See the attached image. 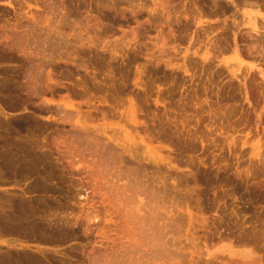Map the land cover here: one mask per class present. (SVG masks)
Here are the masks:
<instances>
[{"label":"rangeland","instance_id":"1","mask_svg":"<svg viewBox=\"0 0 264 264\" xmlns=\"http://www.w3.org/2000/svg\"><path fill=\"white\" fill-rule=\"evenodd\" d=\"M19 1L17 12L0 4V134L38 143L27 161L42 160L27 177L1 172L0 192L58 203L73 222L87 210L55 244L18 237L24 253L47 250V264H107L136 254L152 264H233L227 254L209 260L206 248L249 243L262 261L252 264H264V29L257 34L249 24L257 14L264 27V0H166L165 13L152 0ZM74 126L90 130V148ZM139 144L149 145L147 157ZM84 224L92 235L84 237ZM127 230L158 235L163 249L153 247L157 240L148 249ZM4 238L0 256L11 249Z\"/></svg>","mask_w":264,"mask_h":264},{"label":"bare ground","instance_id":"2","mask_svg":"<svg viewBox=\"0 0 264 264\" xmlns=\"http://www.w3.org/2000/svg\"><path fill=\"white\" fill-rule=\"evenodd\" d=\"M141 2V3H145V1H147V0H131V2ZM150 1V0H149ZM157 0H152V2H153V4H154V6H155V9L157 8V7H159V10L161 9L164 13L167 11V7L169 6V5H166L167 4V2H165L166 0H162L160 3H158V2H156ZM20 1L19 0H0V4H2V5H6V7L8 6L9 8H11V9H13V10H15L16 12H17V8H16V4H18ZM75 2V1H74ZM102 2H104V1H102ZM130 2V3H131ZM148 2V1H147ZM146 2V3H147ZM192 2V1H191ZM212 2H214V4L215 3H217V2H219V0H212ZM47 3H48V0H47ZM140 3V4H141ZM20 5H21V2L19 3ZM116 4V3H115ZM118 4V3H117ZM219 4V3H218ZM35 5H36V3H35ZM51 5V4H50ZM58 5H59V3H58ZM109 5V4H108ZM143 5H145V4H143ZM188 5V4H187ZM189 5H191L192 6V11H195V9H193V7L195 8V7H197L196 5H192L191 3H189ZM60 6V5H59ZM58 6V7H59ZM64 6V5H63ZM92 6V5H91ZM107 6V5H106ZM140 6V5H139ZM51 7V6H50ZM108 7V6H107ZM110 7V6H109ZM140 7H142V5L140 6ZM152 7V6H151ZM170 7V6H169ZM189 7V6H188ZM49 8V7H48ZM111 8V7H110ZM149 8V7H148ZM191 8V7H190ZM8 9V8H7ZM23 9V8H22ZM63 9V8H62ZM68 9V8H67ZM145 10H146V7L144 8ZM155 9H154V11H155ZM19 10V9H18ZM72 9H70V11H71ZM139 10V9H138ZM188 10V9H187ZM196 10H197V12H198V8H196ZM56 11V10H55ZM59 11V10H58ZM64 11V10H63ZM69 11V10H68ZM81 11V10H80ZM156 11H157V9H156ZM9 12V11H8ZM20 12H21V10H20ZM61 12V11H60ZM65 12V11H64ZM72 12H74V11H72ZM71 12V13H72ZM139 12V11H138ZM143 12V11H142ZM196 12V13H197ZM11 13V12H10ZM22 14H23V12H21ZM154 13V12H153ZM157 13H158V11H157ZM156 13V14H157ZM188 13V12H187ZM193 13V12H192ZM199 13V12H198ZM3 14V13H2ZM1 14V15H2ZM8 14V13H7ZM190 14V13H189ZM17 15V14H16ZM20 15V17H21V14H19ZM70 15V14H69ZM194 15H195V13H194ZM24 16H25V14H24ZM58 16V15H57ZM163 16V15H162ZM161 16V17H162ZM187 16H188V14H187ZM190 16V15H189ZM188 16V17H189ZM2 17V16H1ZM17 17V16H16ZM159 17V16H158ZM7 18V17H6ZM25 18V17H24ZM69 18H71V17H69ZM69 18H67V19H69ZM155 18H156V16H155ZM163 18H166V16L165 17H163ZM192 18H193V16H192ZM20 19V18H19ZM154 19V18H153ZM162 19V18H161ZM181 19V18H180ZM2 20H3V17H2ZM9 20H12V19H9ZM65 20V19H64ZM71 20V19H70ZM256 20H257V14H256V16L255 17H253V16H249V24H250V26H251V28H252V30L255 32V33H257V34H259V33H262V29H264V27H262L261 29H260V26H258V23L256 22ZM1 21V20H0ZM62 21V20H61ZM14 22V21H13ZM29 22V21H28ZM63 22V21H62ZM69 22V21H68ZM16 23V22H15ZM176 23H177V21H176ZM179 23V22H178ZM2 24V23H1ZM24 24V23H23ZM34 24V23H33ZM70 24H72V21H71V23ZM162 24V23H161ZM49 25H51V24H49ZM190 25V24H189ZM4 26V25H3ZM13 26V25H12ZM16 26V25H15ZM249 26V27H250ZM6 27V26H5ZM51 27V26H50ZM49 27V28H50ZM2 28V27H1ZM6 28H8V27H6ZM53 28V27H52ZM12 29V28H11ZM12 30H14V29H12ZM15 31V30H14ZM56 31V30H55ZM250 31V30H249ZM2 32V31H1ZM12 32V31H11ZM18 32V31H17ZM29 32V31H28ZM28 32H26V33H28ZM206 32V31H205ZM31 33V32H30ZM39 33V32H38ZM42 33V32H41ZM49 33H50V31H49ZM3 34V33H2ZM7 34V33H6ZM9 34V33H8ZM13 34V33H12ZM16 34V33H15ZM29 34V33H28ZM27 34V35H28ZM45 34V33H44ZM55 34H57V33H55ZM31 35V34H30ZM39 35V34H38ZM58 35V34H57ZM1 36V35H0ZM5 36V35H4ZM3 36V37H4ZM7 36V35H6ZM22 36V35H21ZM44 36H46V35H44ZM53 37V36H52ZM56 37V36H55ZM64 37H66V36H64ZM68 37V36H67ZM0 38H2V36L0 37ZM6 38V37H5ZM46 38V37H45ZM3 39V38H2ZM22 39V38H21ZM27 39H28V37H27ZM43 39V38H42ZM161 39V38H160ZM35 40V39H34ZM41 40V39H40ZM45 40V39H44ZM82 40V39H81ZM12 41V40H11ZM20 41V40H19ZM29 41V40H28ZM42 41V40H41ZM48 41H50V40H48ZM53 41H54V39H53ZM4 42V41H3ZM8 42V41H7ZM10 42V41H9ZM24 42H26V41H24ZM23 42V43H24ZM52 42V41H51ZM80 42V41H79ZM15 43V42H14ZM21 43V42H20ZM35 43V42H34ZM59 43V42H58ZM57 43V44H58ZM18 44V43H17ZM38 44V43H37ZM5 45V44H4ZM36 45V44H35ZM22 46V45H21ZM38 46H42V44L41 45H38ZM18 47H19V45H18ZM52 47H53V45L50 47L51 49H52ZM61 47V46H60ZM65 47V46H64ZM7 48H8V45H7ZM42 48V47H41ZM54 48V47H53ZM21 49V48H20ZM16 50V49H15ZM36 50V49H35ZM41 49H39V51H40ZM46 50V49H45ZM23 51V50H22ZM26 51V50H25ZM68 51V50H67ZM43 53H44V51H43ZM56 55V54H55ZM59 57V56H58ZM65 57V56H64ZM32 61V60H31ZM60 61V60H59ZM48 64V63H47ZM58 64V63H57ZM45 66V65H44ZM42 67V66H41ZM46 67V66H45ZM50 68V67H49ZM39 69H41V68H39ZM43 71V70H42ZM36 76V75H35ZM39 76L40 75H38V78H39ZM47 78L49 79L50 77H48L47 76ZM51 79V78H50ZM5 81V80H4ZM42 81V80H41ZM46 81H47V79H46ZM6 82V81H5ZM15 82H16V80H15ZM2 83V82H1ZM41 83V82H40ZM42 83H44V82H42ZM52 85V84H51ZM18 86V85H17ZM1 87V86H0ZM6 88V87H5ZM8 88V87H7ZM20 88V87H19ZM18 88V89H19ZM21 89H23L22 87H21ZM53 91V90H52ZM3 92V91H2ZM79 92V91H78ZM82 92V91H81ZM69 93V92H68ZM88 94V93H87ZM80 95H82V94H80ZM86 95V94H85ZM84 96V95H83ZM82 96V97H83ZM92 98V97H91ZM81 99V98H80ZM60 106V105H59ZM62 107V106H61ZM48 109V108H47ZM63 109V108H62ZM58 110H61V109H58ZM64 110V109H63ZM72 111V110H71ZM71 111H63L64 112V114L65 115H69V117H71V118H73L72 116H74V114L73 113H71ZM67 113H69V114H67ZM77 114V113H76ZM130 117H132L133 118V114H134V112H133V110H131L130 111ZM212 114V113H211ZM214 114V113H213ZM0 115L2 116V115H4V112H3V109L2 108H0ZM60 115H61V113H60ZM64 115V116H65ZM72 115V116H71ZM76 116V115H75ZM123 116V115H122ZM66 118H67V116H66ZM121 118V117H120ZM125 117H123V119H124ZM128 118H129V115H128ZM74 119V118H73ZM70 120H72V119H70ZM132 120H134V119H132ZM2 121V120H1ZM68 121V120H67ZM74 121V120H73ZM75 122V121H74ZM78 122H79V120H78ZM17 125V124H16ZM75 125V124H74ZM27 127V126H26ZM102 127V126H101ZM4 127H3V122L1 123L0 122V129H3ZM11 128V127H10ZM19 128V127H18ZM99 128V127H98ZM27 129H28V127H27ZM74 130H73V133L75 134V138L78 140V139H83L84 137H82V136H86V138H85V143H86V145L89 147H91L92 146V143H94V142H92V139L90 138V134H88V131L90 132V130H88L87 128H85V129H80V128H78V127H75L74 126V128H73ZM87 129V130H86ZM18 130V129H17ZM20 130H22V129H20ZM4 131V130H3ZM25 131V130H24ZM96 131V130H95ZM117 131H119V130H117ZM23 132V131H22ZM3 133V132H2ZM117 133V132H116ZM120 134V133H119ZM110 135V134H109ZM116 135V134H115ZM122 134H120V136H121ZM118 136V135H117ZM17 137V136H16ZM73 137V138H74ZM82 137V138H81ZM19 138V137H18ZM111 138H114V140L115 141H117V138H115V136L113 137V136H111ZM125 138V137H124ZM71 139V138H70ZM28 139H26V141H23V140H20V139H16V138H14V137H12V135L10 136V134H9V138H8V136L6 137V136H2L1 134H0V173L1 172H3V174H6V175H14V176H17V175H21V177L23 176H25V177H27L28 176V174L30 175V173H31V171H33V166H35V165H37L39 162V160H42V159H39V158H37L38 159V161H32V160H30V161H27V158H28V156L32 153L31 152V150H35V149H37V147H39V146H37V144H34V143H32L31 141H27ZM101 140V139H100ZM82 141V140H81ZM80 141V142H81ZM103 141V140H102ZM121 141V140H120ZM119 141V142H120ZM31 142V143H30ZM74 142H75V140H74ZM79 142V143H80ZM114 142V141H113ZM122 142H123V140H122ZM143 142V141H142ZM36 143V142H35ZM81 143H83V141L81 142ZM103 143V142H102ZM108 143V142H107ZM128 143V142H127ZM144 143V142H143ZM125 144V143H124ZM74 145V144H73ZM84 144H82V146H83ZM86 145H85V147H86ZM96 145V147H97V144H95ZM140 145V144H139ZM102 146V145H101ZM100 146V147H101ZM109 146V145H108ZM108 146H107V148H108ZM119 146V145H118ZM141 146V149L143 148V146L142 145H140ZM89 147V148H90ZM96 147L94 146V148L96 149ZM121 147V146H120ZM124 147V146H123ZM131 147V146H130ZM43 148V147H42ZM45 148V147H44ZM106 148V149H107ZM138 148H140L139 146H138ZM92 149H93V147H92ZM100 149L101 148H99V152H100ZM111 149V148H110ZM114 149V148H113ZM126 149V148H125ZM124 149V150H125ZM255 149V148H254ZM38 150H40V149H38ZM91 150V149H90ZM140 150V149H139ZM127 151V150H126ZM129 151H132V150H129ZM35 152V151H34ZM86 152H87V150H86ZM112 152V151H111ZM141 152H142V154L144 155H146L147 153H150V147H149V145H147V144H145V148H143V150H141ZM45 153H47V152H45ZM129 153V152H128ZM32 154H34V153H32ZM38 153L36 152V155H37ZM107 154H110V156H108L109 158L110 157H112L111 156V154L112 153H105V155H107ZM114 155V154H113ZM132 155H133V153H132ZM142 155V156H143ZM152 155V154H151ZM32 156V155H31ZM38 156V155H37ZM104 156V155H103ZM115 156V155H114ZM113 156V157H114ZM134 156V155H133ZM36 157V156H35ZM48 157V156H47ZM125 157V156H124ZM135 157H137V156H135ZM145 157H147V155L145 156ZM262 157V156H261ZM33 158V157H32ZM52 158V157H51ZM50 158V159H51ZM106 158V157H105ZM115 158V157H114ZM151 158V157H150ZM155 158H156V156H155ZM108 159V158H107ZM123 159V158H122ZM139 159V158H138ZM145 159V158H144ZM93 160V159H92ZM97 160V159H96ZM106 160V159H105ZM117 160L118 159H116V163H117ZM125 160V159H124ZM136 160V159H135ZM146 160V159H145ZM151 160V159H150ZM102 161V160H101ZM108 161V160H107ZM106 161V163H108ZM112 161V160H111ZM128 161V160H127ZM139 161H140V159H139ZM99 162V161H98ZM104 163V162H103ZM112 163H113V161H112ZM111 163V164H112ZM115 163V164H116ZM124 163V162H123ZM150 163V162H149ZM148 163V164H149ZM95 164V163H94ZM125 164V163H124ZM127 164V163H126ZM40 165H41V163H40ZM109 165H110V163H109ZM128 165V164H127ZM134 165H135V163H134ZM61 166V165H60ZM71 166H72V164H71ZM104 166V165H103ZM126 166V165H125ZM131 166V165H130ZM66 167H68V166H66ZM97 167V166H96ZM134 167V166H133ZM31 168H32V170H31ZM48 168V167H47ZM111 168V167H110ZM121 168V167H120ZM123 168V167H122ZM138 168V167H137ZM43 169V168H42ZM141 169V168H140ZM38 170V169H37ZM44 170V169H43ZM113 170V169H112ZM115 170V169H114ZM139 170V169H138ZM154 170V169H153ZM162 170V169H161ZM51 171V170H50ZM107 171V170H106ZM118 171V170H117ZM121 171V170H120ZM132 171V170H131ZM131 171L129 172V173H131ZM64 172V171H63ZM123 172V171H122ZM133 172H136V169H135V171L133 170ZM140 172V171H139ZM142 172V171H141ZM34 173V172H33ZM48 173V172H47ZM53 173V172H52ZM49 174V173H48ZM69 174V173H68ZM131 174H133V173H131ZM130 174V175H131ZM135 174V173H134ZM133 174V175H134ZM138 174V173H137ZM142 174V173H141ZM148 174H149V172H148ZM6 175H5V177H6ZM12 175V176H13ZM94 175V174H93ZM109 175V174H108ZM140 175V174H139ZM156 175V174H155ZM159 175V174H158ZM195 175V174H194ZM60 176V175H59ZM72 176H73V174H72ZM72 176H70V177H72ZM138 176V175H137ZM136 176V177H137ZM149 176V175H148ZM153 176V175H152ZM30 177V176H29ZM32 177V176H31ZM131 177V176H130ZM139 177V176H138ZM158 177V176H157ZM2 178V177H1ZM131 178H133V177H131ZM141 178V177H140ZM4 179V178H3ZM48 179V178H47ZM136 179V178H135ZM6 180V179H5ZM130 180H132V179H130ZM139 181H140V179H138ZM4 182V181H3ZM47 182V181H46ZM45 182V183H46ZM129 182H131V181H129ZM150 182V181H149ZM197 182V181H196ZM44 183V182H43ZM133 183H134V181H133ZM143 183V182H142ZM14 184V183H13ZM118 184V183H117ZM130 184H132V182L130 183ZM141 184V183H140ZM144 184V183H143ZM158 184V183H157ZM2 185V184H1ZM9 185V184H8ZM111 185V184H110ZM189 185V184H188ZM39 186H43V185H39ZM39 186H37L36 188L34 187V188H32V190H31V192L33 191V190H35V189H39V188H42V187H39ZM51 186V185H50ZM50 186H49V189H50ZM151 186H152V184H151ZM169 186H171V185H169ZM181 186V185H180ZM197 186V185H196ZM46 187H48V185L47 186H44V188H46ZM94 187V186H93ZM134 187H135V185H134ZM183 187V186H182ZM198 187V186H197ZM43 188V189H44ZM70 188V187H69ZM130 188V187H129ZM186 188V187H185ZM49 189H47V191H49ZM72 189H73V187H72ZM131 189V188H130ZM149 189H151V188H149ZM169 189V188H168ZM25 190V189H24ZM45 190V189H44ZM57 190V189H56ZM112 190V189H111ZM132 190V189H131ZM192 190V189H191ZM51 191V190H50ZM58 191H60V190H58ZM148 191V190H147ZM161 191V190H160ZM160 191H159V193H160ZM169 191V190H168ZM177 191V190H176ZM2 192V191H1ZM0 192V238H4V237H7V239H5L4 241H3V243L4 244H7L8 245V249H9V247L11 248V249H13V250H15L16 251V253L15 252H9V250L10 251H12L11 249H9L7 252H4V253H2L1 254V256H0V264H47L48 262H50V261H52V258L50 257V253H49V251H47V250H37V251H34L33 253L32 252H30V253H24V247L23 248H21V247H19L18 245V237H20V236H25L26 238H29V239H31V240H38L40 243H48V244H52V243H56L57 241L59 242V240H61V239H63L64 238V234L67 232V234L69 233L68 231L70 230V229H74V227H76L77 225H78V222L80 221L79 220V218H81L82 217V214H81V212H84L83 210H81L79 213V215H78V218L76 219V221L75 222H73L72 221V219H70V216L72 215L71 213H69V214H71V215H65V213H64V211H66V213H68L69 211L66 209V210H64L63 208H61V205L60 204H58V203H48L49 201H43V203L41 204V201H37V203L38 202H40V204H38L39 205V207H38V205H36L35 204V202L33 201V200H30V199H27V193L24 191V193H23V195L22 196H19L18 194H16L15 192L13 193V192H11V193H13V194H11L10 192H5V190H4V192L3 193H1ZM44 192H46V191H44ZM134 192V191H133ZM146 192V191H145ZM163 192V191H162ZM162 192H161V194H162ZM178 192V191H177ZM176 192V193H177ZM195 192H196V190H195ZM60 193V192H59ZM155 193V192H154ZM157 193V192H156ZM188 193V192H187ZM192 193H194V192H192ZM16 194V195H15ZM39 194H40V192H39ZM53 194H55V193H53ZM135 194V193H134ZM158 194V193H157ZM168 194V193H167ZM170 194H171V192H170ZM18 195V196H17ZM37 195V194H36ZM56 195V194H55ZM158 195H160V194H158ZM187 195V194H186ZM217 195V194H216ZM39 196H41V195H39ZM81 196H83V195H81ZM168 196V195H167ZM188 196V195H187ZM196 196V195H195ZM72 197V196H71ZM186 197V196H185ZM189 197V196H188ZM187 197V198H188ZM197 197V196H196ZM83 198L85 199L86 197L85 196H83ZM180 198V197H179ZM200 198V197H199ZM38 199H40V200H42L40 197L38 198ZM48 199V198H47ZM70 199V198H69ZM189 199V198H188ZM196 199H198V198H196ZM49 200V199H48ZM59 200V199H58ZM222 200V199H221ZM201 201V200H200ZM90 203V202H89ZM199 204V203H198ZM87 204H85V205H81V203H79L77 206H79L78 208H81V209H83L84 208V206H86ZM67 207V206H66ZM75 207V206H74ZM74 207H72V209L74 208ZM197 207H199V206H197ZM60 209H63V210H61V211H63V213H59V212H61V211H59ZM72 209H70V210H72ZM196 209V208H195ZM205 209V208H204ZM90 210V209H89ZM40 211H42V214L40 213ZM87 211V210H86ZM86 211L84 212V213H86ZM91 211V210H90ZM74 212V210H72V213ZM126 212V211H125ZM144 212V211H143ZM206 212V211H205ZM88 213V212H87ZM94 213V212H93ZM75 215V214H74ZM87 215V214H86ZM95 215V214H94ZM96 215H97V213H96ZM145 215V214H144ZM159 215V214H158ZM181 215V214H180ZM234 215V214H233ZM76 216V215H75ZM161 216V215H160ZM134 217V216H133ZM146 217V216H145ZM173 217V216H172ZM195 217H197V216H195ZM235 217V216H234ZM72 218V217H71ZM75 218V217H74ZM86 218L88 219L89 218V216L87 215L86 216ZM159 218V217H158ZM182 218H183V216H182ZM132 219V218H131ZM134 219H135V217H134ZM138 219V218H137ZM140 219V218H139ZM138 219V220H139ZM219 219V218H218ZM239 219V218H238ZM96 220V217L94 218V220L93 221H95ZM98 220V219H97ZM138 220H135V222H131L130 221V224L132 225V223L134 224V223H136V224H134V225H132L133 227L134 226H136L137 228H139L138 226L140 225V226H142V223L141 222H139ZM147 220V219H146ZM177 220V219H176ZM221 220V219H220ZM237 220V219H236ZM90 221L91 220H89L88 222L90 223ZM140 221H142L143 222V220H140ZM154 221V220H153ZM96 222V221H95ZM139 222V223H138ZM144 222H145V220H144ZM164 222V221H163ZM217 222V221H216ZM88 223V224H89ZM98 223V222H97ZM100 223V222H99ZM98 223V224H99ZM149 223V222H148ZM153 224H155V222H152ZM158 223V222H157ZM156 223V224H157ZM173 223H175V222H173ZM207 223V222H206ZM219 223V222H218ZM86 225V224H84L85 225V227L83 228L84 229V237L87 235L88 236V234H90V233H92L93 231H92V229H91V227L89 226V225H91V224H89V225ZM96 224V223H95ZM144 224V223H143ZM159 224V223H158ZM167 224V223H166ZM220 224V223H219ZM236 224V223H235ZM97 225V224H96ZM130 225V226H131ZM145 225H146V222H145ZM144 225V226H145ZM171 225V224H170ZM216 225V224H215ZM229 225V224H228ZM92 226V225H91ZM129 226V227H130ZM92 227H94V226H92ZM136 227H134V228H136ZM148 228L149 227H151V226H147ZM168 227V226H167ZM106 228V227H105ZM143 228V227H142ZM155 228H156V226H155ZM163 228V227H162ZM207 228V227H206ZM210 228V227H209ZM214 228V227H213ZM219 228V227H218ZM241 228V227H240ZM125 229V228H124ZM123 229V230H124ZM145 229V228H144ZM152 228H150L149 230H151ZM159 229H161V228H159ZM168 229V228H167ZM220 229V228H219ZM121 230V229H120ZM122 230V231H123ZM137 231L138 230H140V228L139 229H136ZM143 229H141V231H142ZM147 230V229H146ZM145 230V231H146ZM149 230H147L146 232H148L149 233ZM156 230V229H155ZM165 230V229H164ZM162 231L163 233H165V231ZM169 230V229H168ZM72 231V230H71ZM70 231V232H71ZM74 231V230H73ZM72 231V232H73ZM125 231V230H124ZM123 231V232H124ZM128 231V230H127ZM136 231V232H137ZM141 231H139V232H137V234L139 233V235L137 236L133 231L131 232L130 231V233H129V231H128V233L126 232V233H124V234H126L125 236H127V234L131 237V235L132 236H134L133 235V233L137 236L136 238H138L139 236H143V235H141V234H143V232H141ZM144 231V232H145ZM152 232L154 231V229L153 230H151ZM173 231V230H172ZM71 232V233H72ZM75 232V231H74ZM95 232V231H94ZM109 232V231H108ZM154 233H156V231L154 232ZM161 233V232H160ZM253 233V232H252ZM99 233H97V235H98ZM103 234H105V232L103 233ZM147 234V233H146ZM157 234V233H156ZM159 234V233H158ZM168 234V233H167ZM247 234V233H246ZM249 234V233H248ZM256 234V233H255ZM90 235H92V234H90ZM100 235H102V234H100ZM149 234H147L146 236H147V238L145 237V238H143L144 240H142L141 242L145 245V246H147L148 247V249H149V246L150 245H153V244H155L156 242V244L155 245H153V247H156V248H158L157 247V244H158V240H157V236L155 237V235L154 236H152V235H149ZM162 235V234H161ZM166 235V234H165ZM211 235H212V233H211ZM16 237L17 239H15V238H10V237ZM107 236V235H106ZM105 236V237H106ZM112 236V235H111ZM123 236V235H122ZM206 236V235H205ZM215 236V235H214ZM246 236V235H245ZM69 237H72V236H69ZM89 237H91V236H89ZM93 237H94V234H93ZM100 237V236H99ZM120 237V236H119ZM167 237V236H166ZM66 238V237H65ZM87 238V237H86ZM104 238V237H103ZM108 238H110V235H109V237ZM132 239H133V237H131ZM131 238H129V239H131ZM141 238V239H142ZM160 238V237H159ZM163 238L165 239V237H164V234H163ZM217 238V237H216ZM250 238V237H249ZM254 238V237H253ZM252 238V239H253ZM67 239V238H66ZM69 239V238H68ZM67 239V240H68ZM89 239V238H88ZM104 239H106V238H104ZM103 239V240H104ZM131 239V240H132ZM161 239V238H160ZM171 239V238H170ZM209 239V238H208ZM245 238H243V240H244ZM246 239H248V238H246ZM2 240V239H1ZM65 240V239H64ZM101 240H102V238H101ZM114 240V239H113ZM120 240H121V238H120ZM122 240H123V237H122ZM131 240H128V241H131ZM136 240V239H135ZM157 240V241H156ZM213 240V239H212ZM217 240V239H216ZM220 240V239H219ZM242 240V239H241ZM248 240H250V239H248ZM21 241V240H20ZM53 241H56V242H53ZM87 241V240H86ZM91 241V240H90ZM156 241V242H155ZM163 241V240H162ZM168 241V240H167ZM165 242V244L167 243L168 244V242ZM224 241V240H223ZM245 241V240H244ZM36 242V241H35ZM99 242V241H98ZM97 242V243H98ZM104 242V241H103ZM106 242V241H105ZM173 242V241H172ZM171 242V243H172ZM214 242H215V240H214ZM213 242V243H214ZM221 242V241H220ZM232 242V241H231ZM243 242V241H242ZM60 243H61V241H60ZM65 243V242H64ZM127 242H125V244H126ZM160 243V242H159ZM170 243V244H171ZM241 243V242H240ZM101 244V243H100ZM130 244V243H129ZM139 244V243H138ZM162 244V243H161ZM164 244V245H165ZM167 244H166V248H167ZM215 244H217V243H215ZM233 244V243H232ZM249 244V243H248ZM247 243L246 244H241V245H239L238 246V244L236 245V248H235V246L234 245H231V246H225V247H221V248H213L212 250H211V248H209V247H207L206 248V257L210 260V259H219V257H221V256H225V254H227L226 256H225V260H227L226 259V257L228 258V259H230L232 262H233V264H235V262L234 261H240V262H242V263H244V264H249V263H253V262H257L258 260H260L261 261V259H259V258H257L256 257V253L253 251V248L251 249V247H249V245H251V244H249L248 245ZM59 245V244H58ZM61 245V244H60ZM59 245V246H60ZM121 245V244H120ZM127 245V244H126ZM124 246V248L125 247H129V246ZM137 245V244H136ZM210 245V244H209ZM253 245V244H252ZM105 246V245H104ZM135 246V245H134ZM138 246V245H137ZM142 246V245H141ZM175 246V245H174ZM207 246V245H206ZM108 247V246H107ZM121 247V246H120ZM131 247V246H130ZM132 247H133V245H132ZM144 247V246H143ZM163 247V246H162ZM161 247V248H162ZM165 247V246H164ZM253 247V246H252ZM3 248V247H2ZM110 248V247H109ZM118 248H119V246H118ZM161 248H158V249H160V250H157L158 252L160 251L161 252ZM166 248H164V249H166ZM255 248V247H254ZM6 249V248H5ZM4 249V250H5ZM21 249H23V254L22 253H20L19 251L21 250ZM97 249V248H96ZM107 249V248H106ZM137 248H135V249H133L134 251L136 250ZM163 249V248H162ZM172 249V248H171ZM1 250V249H0ZM83 250V249H82ZM85 250H86V248H85ZM133 250H132V252H133ZM138 250V249H137ZM147 250V249H146ZM151 250V249H150ZM153 250V249H152ZM151 250V251H152ZM168 250V249H167ZM166 250V251H167ZM6 251V250H5ZM22 251V250H21ZM115 251V250H114ZM118 251V250H117ZM128 250H126V252H127ZM144 251V250H143ZM142 251V252H143ZM154 251V254L152 253V255H157V254H155V253H157L156 252V250L154 249L153 250ZM174 251V250H173ZM1 252H3V250L1 251ZM29 252V251H28ZM72 252V251H71ZM85 252V251H84ZM98 252V251H97ZM119 252V251H118ZM121 252H122V250H121ZM124 252H125V250H124ZM119 253L121 256H122V258L124 257L123 255H126L125 253ZM132 252H127V253H129V254H127L128 256L132 253ZM138 252V251H137ZM136 252V253H137ZM56 253V252H55ZM62 253V252H61ZM90 253V252H89ZM96 253V252H95ZM100 254L102 253V252H99ZM108 253H109V250H108ZM134 253V252H133ZM147 253H149V250H147ZM168 253V252H167ZM174 253V252H173ZM39 254V255H38ZM70 254V253H69ZM104 254V253H103ZM110 254V253H109ZM123 254V255H122ZM165 254H166V252H165ZM41 255V256H40ZM65 255V254H64ZM111 255V254H110ZM119 255V256H120ZM159 255H161V254H159ZM163 255L164 254H162V257H163ZM175 255V254H174ZM104 256V255H103ZM108 257H110L109 255H107ZM116 256H118L117 255V253H116ZM121 256L120 257H118V259L119 258H121ZM135 257H134V259H137V254L136 255H134ZM145 256V255H144ZM149 256V255H148ZM150 256H151V254H150ZM104 257H106V256H104ZM108 257H106V258H108ZM126 258H123V260H121V259H119V260H115L114 262H111V261H108V259H107V261L106 262H109V263H107V264H152L151 262H143V259H142V261L140 260L141 258H138L137 260H134L131 256H129V257H127V256H125ZM152 257V256H151ZM151 257H149V258H151ZM156 257V256H155ZM157 257H159V256H157ZM162 257H161V259H162ZM165 257V256H164ZM92 258V257H91ZM117 258V257H116ZM144 258H146V256L144 257ZM169 258V257H168ZM177 258V257H176ZM176 258H175V260H176ZM224 258V257H223ZM124 259H126V260H124ZM152 259V258H151ZM154 260H155V258H153ZM152 259V260H153ZM161 259H160V261H161ZM173 259V258H172ZM171 259V260H172ZM220 259H222V258H220ZM54 260V259H53ZM57 260V259H56ZM91 260V259H90ZM102 260H103V258H102ZM104 260H105V258H104ZM103 260V261H104ZM121 260V261H120ZM157 261H159L158 259H156ZM156 260H155V262H156ZM163 260V259H162ZM165 260V259H164ZM168 260V259H167ZM175 260H173V261H175ZM149 261H150V259H149ZM166 261V260H165ZM212 261H214V260H212ZM228 261V260H227ZM231 261H230V263H231ZM90 262L91 261H89V264H90ZM105 262V261H104ZM168 262V261H167ZM208 262V261H207ZM259 262V261H258ZM257 262V263H258ZM262 262V261H261ZM63 263V262H62ZM93 262H91V264H92ZM103 263V262H102ZM171 263V262H170ZM215 263V262H214ZM254 263V264H255ZM59 264V263H58ZM64 264V263H63ZM157 264V263H156ZM162 264V263H161ZM165 264V263H164ZM174 264V263H173ZM212 264H213V262H212ZM237 264V263H236ZM239 264V263H238Z\"/></svg>","mask_w":264,"mask_h":264}]
</instances>
